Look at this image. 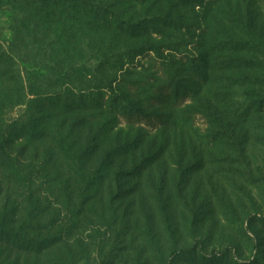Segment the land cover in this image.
I'll return each mask as SVG.
<instances>
[{
  "label": "rangeland",
  "instance_id": "374dc122",
  "mask_svg": "<svg viewBox=\"0 0 264 264\" xmlns=\"http://www.w3.org/2000/svg\"><path fill=\"white\" fill-rule=\"evenodd\" d=\"M51 1L0 0V264H264V0H85L138 25L163 13L139 44ZM125 42L160 48L107 75L161 126L45 102Z\"/></svg>",
  "mask_w": 264,
  "mask_h": 264
},
{
  "label": "trees",
  "instance_id": "16d2710c",
  "mask_svg": "<svg viewBox=\"0 0 264 264\" xmlns=\"http://www.w3.org/2000/svg\"><path fill=\"white\" fill-rule=\"evenodd\" d=\"M3 2L8 1V4H12L18 10L25 11L30 10L31 8H36L34 4L39 3H31L30 0H2ZM43 0H40L42 2ZM46 1V0H44ZM55 0H52L53 2ZM63 0H57V2H62ZM83 10L89 11L90 16L94 21H100L101 26L110 27L109 29L115 27L119 34L125 38H134L138 44L147 38H151L155 36V34H159L158 26L159 22L165 24L167 22L164 19L163 13H158L153 16L151 19H145L144 23L138 25L132 19H124L122 16L118 14L115 10L112 9V5L107 6L104 4H97L95 2H88L82 0ZM85 19H88L86 14ZM21 29H23L24 34L27 33L26 23L21 21ZM171 22V21H170ZM51 26L48 24V27ZM94 23L92 26L97 28ZM108 29V30H109ZM147 38H142L146 37ZM56 36L54 35L53 41L47 46L49 49L53 47L54 40ZM48 41L50 39H47ZM69 45H71L69 43ZM126 42L122 43L115 52H113L111 61L106 59V55L100 56L97 58V61H92L93 55L90 57V62L86 63H78L76 62L77 74L78 71L81 73V77L78 80L68 79L67 83H64L71 89L72 94H68L64 91L50 90L45 92L43 95L45 97V102L47 101L49 104L53 103L50 98L55 100L54 107L56 109H61L66 111L67 113L80 111L83 109L90 110H100L101 112L108 113L109 115H113L116 118V121L122 123L125 122L130 128H137L138 126L148 127L151 126L153 129H156L158 125L155 127V124L158 123L161 126V121L155 116L147 115L142 112L139 108H137L134 104V96L133 91L130 87L132 84L127 80H119L117 76L110 77L107 75L108 71L113 67H118L119 71L122 72L124 66L129 62L132 63L133 58L143 56L147 53H155L156 55H160L157 46L151 45L149 42H144L140 45L134 46L132 49L125 47ZM87 47L84 46L83 50H87ZM162 54V53H161ZM107 62H106V61ZM72 61V59H71ZM63 62V61H62ZM59 61L54 63L55 66L59 65ZM70 64V60H67V65ZM166 67V66H165ZM74 70V69H72ZM69 69V71H72ZM169 71V69L167 70ZM74 72H70L69 76H71ZM126 73V72H125ZM124 73V74H125ZM52 74L51 76H53ZM169 76V73L166 76ZM66 78V75L64 76ZM169 86L167 91L164 93L165 97L174 104H181L184 100H186L190 95L182 92L181 87L179 85V81L176 77L172 76L169 78ZM134 84V83H133ZM64 86V85H63ZM134 87L133 89H135ZM174 88V90H172ZM142 128V127H141ZM179 251V253H173L171 255V259L180 258L182 256H186L189 254V251ZM232 253V251L226 250L223 252L221 257H225L228 254ZM171 264V262L169 263Z\"/></svg>",
  "mask_w": 264,
  "mask_h": 264
}]
</instances>
